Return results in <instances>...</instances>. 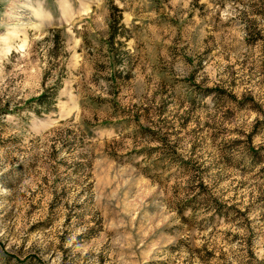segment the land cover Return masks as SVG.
<instances>
[{
    "label": "rangeland",
    "instance_id": "obj_1",
    "mask_svg": "<svg viewBox=\"0 0 264 264\" xmlns=\"http://www.w3.org/2000/svg\"><path fill=\"white\" fill-rule=\"evenodd\" d=\"M0 264H264V0H0Z\"/></svg>",
    "mask_w": 264,
    "mask_h": 264
},
{
    "label": "trees",
    "instance_id": "obj_2",
    "mask_svg": "<svg viewBox=\"0 0 264 264\" xmlns=\"http://www.w3.org/2000/svg\"><path fill=\"white\" fill-rule=\"evenodd\" d=\"M45 95H43L42 97H40L38 100L40 101V104H44L45 103Z\"/></svg>",
    "mask_w": 264,
    "mask_h": 264
}]
</instances>
